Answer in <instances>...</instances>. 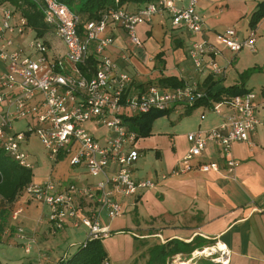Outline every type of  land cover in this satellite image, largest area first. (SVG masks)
Here are the masks:
<instances>
[{"label":"built area","instance_id":"2783aa9c","mask_svg":"<svg viewBox=\"0 0 264 264\" xmlns=\"http://www.w3.org/2000/svg\"><path fill=\"white\" fill-rule=\"evenodd\" d=\"M35 1L43 10L48 29L43 34L35 33L26 49L11 47L14 36L28 28L32 30L27 18L20 8L0 1V60L5 66L0 72V147L20 165L33 168L25 145L29 136L35 134L53 163L66 159L98 178L91 184H63L51 175L44 182L32 181L24 187L22 194L48 207L52 233L69 225H83L87 238H105L110 231L101 225V219H113L123 213L121 198H136L158 180L195 168L201 172L224 169L233 173L236 161L231 154L232 143L248 141L256 126L264 125V120L255 115L254 92L246 91L215 103L211 107L215 111L221 105L228 107L218 125L188 132V151L168 172L157 174L156 179H136L132 169L141 154L136 149L138 137L127 119L151 109L166 110L176 104L192 103L204 93L192 85H138L131 74L118 69L107 53L115 39V28L123 29L131 44L139 45L137 25L150 22L162 11L170 14L173 25L201 31L204 16L195 10L198 0L183 6L173 0H145L133 8H109L89 19H83L59 0ZM54 37L63 42L65 50L56 43L51 55ZM215 37L234 52L243 47L255 48L256 34L252 29L240 37L229 26L216 32ZM208 46V40L203 38L193 39L187 48L197 70L202 68ZM212 69L216 74L222 72L214 63ZM88 123L105 129L103 140L86 128ZM210 142L218 148L219 162L201 159ZM17 232L24 251L31 253L36 235L22 226Z\"/></svg>","mask_w":264,"mask_h":264},{"label":"crops","instance_id":"0c3cea01","mask_svg":"<svg viewBox=\"0 0 264 264\" xmlns=\"http://www.w3.org/2000/svg\"><path fill=\"white\" fill-rule=\"evenodd\" d=\"M173 1L183 6L190 0ZM258 1L198 0L195 10L204 16L199 32L173 25L167 11L156 13L150 22L139 23L136 27L141 44H131L125 31L118 27L113 30L115 39L107 47V53L118 69L131 74L141 86L176 87L159 83L161 77L174 78L203 93L208 87L214 92L230 85H241L254 92L255 115L264 120V17L255 27L249 25ZM139 4L129 0L123 5L133 8ZM229 26L234 27L240 37L254 30L255 48L243 47L234 52L217 41L215 33ZM203 38L208 40L209 46L203 55L202 68L197 70L188 57L187 48L193 39ZM212 63L221 69L220 74L213 72ZM4 68L0 60V72ZM245 71L249 74L244 75ZM191 106L187 103L173 105L170 110L176 117L168 126L163 129L153 126L150 135L137 138L136 149L141 155L132 169L136 179H156L157 174L168 172L188 151L187 133L215 127L228 111L226 105H221L217 111L207 104ZM86 128L100 141L104 139L103 127L88 123ZM231 154L236 161L231 174L224 169L201 172L195 168L158 180L154 187L136 198H121L123 213L113 219H101V225L110 231L102 238L109 264L137 258L140 251L147 252L148 247L156 243L172 238L189 241L197 235L214 240L211 247L203 249L217 253L216 264H264V125H257L248 141L233 142ZM219 155L217 146L210 142L201 159L219 162ZM46 158L51 163L50 176L57 178L59 175L63 184L85 185L98 180L89 176L83 166L74 167L66 159L55 164ZM48 212V207L26 194L12 203L0 199V225L3 227L0 264H9L15 259L7 256L9 250H24L17 232L19 226L37 237L31 253L23 251L25 257L21 264H59L60 259L71 255L77 243L87 239L88 231L83 225H69L52 233ZM138 242L142 247L136 245ZM192 254L172 257L175 264H194L204 251L195 250ZM143 259L147 260V253Z\"/></svg>","mask_w":264,"mask_h":264},{"label":"trees","instance_id":"16d2710c","mask_svg":"<svg viewBox=\"0 0 264 264\" xmlns=\"http://www.w3.org/2000/svg\"><path fill=\"white\" fill-rule=\"evenodd\" d=\"M10 6L21 9L22 14L27 18L29 26L37 34H43L47 31L48 25L44 20L43 10L40 4L35 0H0ZM69 4L76 10L83 19L97 18L102 11L116 6H122L124 2L129 0H59ZM141 3L145 0H132ZM264 17V0L257 2V5L250 15L249 25L255 27L257 22ZM92 59H89L91 62ZM249 71H245L244 75H248ZM159 83L168 86L182 85L174 78L161 77ZM247 90L241 85H230L211 91L210 87L206 89L202 97L197 98L191 104V107L200 104H207L213 107L215 103L229 99L236 94L245 93ZM190 107V108H191ZM170 111L151 109L148 112L136 115L129 120L131 129L136 133L137 137H145L151 134L152 120L162 114ZM33 168L20 165L12 159L0 147V199L8 203L15 201L23 192L26 185L33 181ZM3 227L0 225V233ZM1 236V234H0ZM214 240L195 236L189 241L172 238L162 243H156L148 247L147 260L145 264H166L167 260L176 254L182 257H189L195 250H201L206 246H211ZM59 264H109L108 254L104 248L102 238L91 237L83 241L78 249L71 255L60 259ZM198 264H214L209 258L199 259Z\"/></svg>","mask_w":264,"mask_h":264},{"label":"rangeland","instance_id":"374dc122","mask_svg":"<svg viewBox=\"0 0 264 264\" xmlns=\"http://www.w3.org/2000/svg\"><path fill=\"white\" fill-rule=\"evenodd\" d=\"M34 37H35V31L33 29L31 30L30 28H28L24 33H21L19 35L14 36L15 43H14V45L11 48L22 47V48L26 49L28 47L29 43L34 39ZM54 41L55 42L52 45L53 47H51V49H50V54L51 55L53 54V50H54V47H55L56 43H57L56 46H58L60 48V50H65L64 44H63L62 41H60L59 39L57 40L56 37H54ZM175 117L176 116H175L174 112L171 111V110L166 112V113H162V114L156 116L152 120L151 128L153 126H156L157 128L163 129V128H165V126H168L170 124V121L172 119H175ZM29 138L31 139L30 140V144H28L29 143L28 142L25 145V149H27L30 152V154H31V156L29 158V162L32 164L34 172H35V181L34 182L41 183V182H44L46 179H48L50 177V174H51V171H52L51 163H49L47 158H46V157H48L47 150L44 147V145L41 142V140L35 134L30 135ZM59 174L62 175V174H64V172L63 173L60 172ZM55 179L57 181H60L61 178L58 175L57 178L55 177ZM82 243L83 242H81L79 244L77 243L73 247V250H72L71 254H73L78 249L80 244H82ZM136 245L139 246V247H142L140 242H138ZM211 246H209V247H211ZM23 251L24 250H21V249H16V250L15 249H11V250H9L7 252V256L15 258L9 264H21L23 258L25 257ZM202 251H204V254H202V255L199 254L197 256V258L195 259L196 261L194 262V264H198L199 263V259L206 257L204 255H208L207 257L209 258V260L212 261L214 264H216V260H215L217 258V253L216 252H213L212 250H209V249H207V250L206 249H202ZM139 253L140 254H139V256L137 258L133 257L129 261L122 262V263L115 262V263H112V264H145L146 261H144L143 258H145V254L147 252L144 251L143 253H141V251H140ZM0 256L3 257V255L1 253H0ZM190 256H193V254L190 255ZM174 262H175L174 258L171 257V258H169L167 260L166 264H175Z\"/></svg>","mask_w":264,"mask_h":264},{"label":"bare ground","instance_id":"6f19581e","mask_svg":"<svg viewBox=\"0 0 264 264\" xmlns=\"http://www.w3.org/2000/svg\"><path fill=\"white\" fill-rule=\"evenodd\" d=\"M207 252V251H206ZM175 263V262H174ZM181 264H187L186 262H181Z\"/></svg>","mask_w":264,"mask_h":264}]
</instances>
